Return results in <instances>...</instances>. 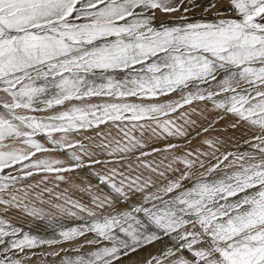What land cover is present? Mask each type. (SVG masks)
<instances>
[{"label":"snow or ice","instance_id":"1","mask_svg":"<svg viewBox=\"0 0 264 264\" xmlns=\"http://www.w3.org/2000/svg\"><path fill=\"white\" fill-rule=\"evenodd\" d=\"M56 245L264 264V0H0V264Z\"/></svg>","mask_w":264,"mask_h":264},{"label":"rangeland","instance_id":"2","mask_svg":"<svg viewBox=\"0 0 264 264\" xmlns=\"http://www.w3.org/2000/svg\"><path fill=\"white\" fill-rule=\"evenodd\" d=\"M214 114H209L207 116L208 120H211L213 118ZM206 122V121H205ZM227 125L226 120H221L214 126V131L209 132V133H202L199 137L195 135V131L191 132V135L189 139H191V144L188 145V149L184 150H190L193 148L201 147V141L206 137V136H219L221 139L224 140V144L221 146V151H224L225 148L229 147L232 143V137H233V132L234 130L231 128H228L227 131H224L223 129ZM198 130V129H197ZM85 135H93V133L89 132L86 133ZM237 137L240 135L239 133L236 134ZM176 142V141H173ZM181 146L183 147L184 141H179ZM151 146H156V147H162V144H156V145H150ZM148 159H151L149 157ZM74 176L76 174H73ZM80 176H83L84 173L83 171L80 172ZM40 177H36V179H39ZM93 183H95L93 181ZM51 186V185H49ZM67 187L66 185H61L60 189H57L58 191L62 190L63 188ZM72 195V193H70ZM11 221L13 224H21L24 226L25 231H28L29 229L32 230L33 234H38L41 236H46V237H51L52 232L50 230H46L45 227L41 224L39 221H31L29 219H18L16 216L10 217ZM39 225V227H37ZM60 247L68 248L72 247V245H56L53 247H41L37 248L34 250L35 255L32 256L31 261L29 264H52L53 260L58 261L59 257H54L50 255L51 253L57 251ZM86 250V249H85ZM148 251H151V249H145L137 254H135L132 257V264H135V262L139 261L142 257L146 256L148 254ZM69 255H72V253H68Z\"/></svg>","mask_w":264,"mask_h":264},{"label":"crops","instance_id":"3","mask_svg":"<svg viewBox=\"0 0 264 264\" xmlns=\"http://www.w3.org/2000/svg\"><path fill=\"white\" fill-rule=\"evenodd\" d=\"M97 167H99V165H97Z\"/></svg>","mask_w":264,"mask_h":264}]
</instances>
